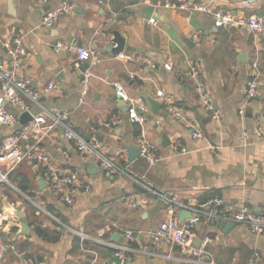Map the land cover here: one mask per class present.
Listing matches in <instances>:
<instances>
[{
  "label": "crops",
  "instance_id": "1",
  "mask_svg": "<svg viewBox=\"0 0 264 264\" xmlns=\"http://www.w3.org/2000/svg\"><path fill=\"white\" fill-rule=\"evenodd\" d=\"M42 1L13 0L10 8L7 0H0V64L10 69L13 61L4 44L20 47L16 77L27 80L36 92L49 83L56 85L51 94L41 96L38 105L24 99L33 121H40L37 129L31 128L32 122L21 126L22 112L1 103L16 123L0 126V140L29 127L19 152L28 145L31 155L46 159L38 168L33 167V159L12 169L0 164V174L6 179L0 183L1 238L15 247L6 252L3 264H90L94 254L97 263L107 264L106 254L112 256L108 245L122 244L125 230L136 238L129 244L136 252L126 262L179 264L173 259L176 248L166 243L160 244L156 256L140 251L142 247L152 250L147 232L168 219L164 202L137 192L126 176L103 172L92 154L80 155L61 128H46L49 121L41 115L43 110L67 114L77 135L84 141L98 138L105 155L121 161L132 180L154 192L189 206L219 198L229 215L243 206L264 213V138L256 135L255 128L260 120L264 130V33L221 26L213 16L221 11L235 18L260 14L264 18V0H69L72 12L52 29L43 28L41 18L45 8H55L60 0ZM150 6L156 26L147 24L149 19L142 13ZM193 6L206 11H194ZM114 34L124 40L123 51L117 55L110 51L115 48ZM56 42L88 47L98 57L90 69L86 95L81 91V73L72 66L74 56L55 53ZM167 62L171 70L165 69ZM189 62L199 66L218 115L216 121L195 96ZM252 64H256L258 86L253 101L246 103ZM116 85L135 108L144 105L145 118L151 110L142 97L161 105L152 120L167 135L168 147L158 144L161 137L149 123L139 126L129 110L119 108V102L131 106L115 96ZM158 91L200 130L201 138L193 139L191 130L165 111ZM141 133L158 146L160 161L154 167L140 156L129 162L128 150L137 148ZM48 172L76 174L73 205H65L50 191L43 176ZM84 186L89 192H84ZM133 203L138 206L132 207ZM179 214L178 223L184 224L186 219L180 220ZM22 219L28 234L21 230ZM219 224L195 228V240L218 264H264V231L255 236L236 225L224 234ZM206 239L210 240L207 244ZM255 254L259 258L253 263Z\"/></svg>",
  "mask_w": 264,
  "mask_h": 264
},
{
  "label": "built area",
  "instance_id": "2",
  "mask_svg": "<svg viewBox=\"0 0 264 264\" xmlns=\"http://www.w3.org/2000/svg\"><path fill=\"white\" fill-rule=\"evenodd\" d=\"M48 0H43L42 2H47ZM192 10L206 11L205 7L193 6ZM73 10V6L69 0H60L59 4L44 13L41 18L40 25L46 29H52L57 24L58 20L66 14H70ZM210 12V10H208ZM215 22L221 26H241L245 27L248 31L252 33H264V18L251 16L247 19L235 18L230 14L222 13L221 11H216L213 13ZM147 24L156 26L158 21L155 18H151L147 21ZM5 48L8 50L12 62L10 64V69H7L4 64H0V126L11 127L16 123V118L10 115L1 103H6L14 106L20 112H28L29 107L25 104L24 99L28 100L30 103L37 104L41 96H46L51 94L56 89L54 83H49L40 92L32 90L29 82L27 80L18 79L15 75L14 69L18 67V58L22 53L20 47L11 48L8 44H4ZM53 51L55 53H69L74 56L73 69L79 70L84 64H88V68L81 74L80 86L82 95H86L90 90V80L91 73L90 69L97 65L98 57L95 52L85 46L64 44L61 42H56L53 46ZM12 67V68H11ZM166 70H171V64L167 62L164 64ZM252 75L247 81V87L245 91V102L249 103L253 101L256 89H257V75H256V64H252ZM189 77L194 85L195 96L203 108V110L211 115V119L218 120L217 112L214 110L211 103L209 94L206 90L205 83L201 77L199 66L195 62H189ZM114 94L116 97L120 98L121 101L130 103L128 106L130 115L132 119L139 125L145 121L146 109L144 105L140 104L138 107L142 115H137L135 112V106L131 103V100L127 97L123 88L120 85L114 87ZM158 98L163 99L165 104V111L170 114L175 120L184 124L188 129L191 130V136L193 139H199L202 137L200 130L193 124L187 122L186 118L182 115L180 110L169 105L168 100L164 97L162 91L156 93ZM241 114L243 110L240 111ZM41 115L45 117L49 123L47 125L48 130H52L55 127H59L64 132V137L71 141L80 154L90 153L92 154L98 163V167L110 176L116 177H128L132 180L126 173V167L121 161L107 156L103 153V144L98 138H91L88 141H84L79 135H77L68 124V116L62 112H54L43 110ZM39 119H35L31 123V128L37 129L39 126ZM29 127H24L22 131H17L10 136H7L0 140V164L9 165L12 169L18 163L25 159H33L34 168H38L46 159L36 157L30 154V149L28 145L23 147L24 152H19L21 147V142L25 139ZM256 135L260 138H264V130L260 123V120L255 122ZM92 133L95 130L92 129ZM136 146L139 150L140 157L145 160L149 167H154L160 161L158 154V146L146 139L143 133H141L136 139ZM180 152L184 154L186 150L181 148ZM46 182L48 183L50 191L58 198L59 201L65 205L71 206L74 204V193L77 188L74 185L75 176H65L56 172L44 173ZM136 183L135 180H132ZM6 182L5 175L0 174V183ZM84 192H89V187L84 186ZM150 193L164 202V211L166 212L168 219L165 223L156 229L155 231L147 232V236L151 242L152 250L149 251L148 248L142 247L141 252L149 255H158L157 250L161 243H166L173 246L177 250V255L173 258L179 264H218L205 249L200 246L197 247L194 243L196 234L195 228L198 225L203 226H214L215 224L221 222H230L235 225L245 226L252 235H259L264 231V213H254L247 206L241 207L233 215L227 214L222 208V201L219 198H213L209 200L203 206H189L176 201L175 197H169L162 193H157L150 190ZM132 207H137L138 204H131ZM181 211H188L191 214L189 219H186L184 224L178 223V214ZM3 213L0 212V228L2 226ZM121 235V234H120ZM122 237L124 242L122 244H110L108 245L112 249V256L115 258H120L122 263L129 261L130 256L136 252L134 248L131 247L130 242L134 241V233L130 230H125L122 232ZM21 239L24 238L23 235L20 236ZM210 240L206 239L205 244L209 243ZM15 250L14 246H8L3 243L0 232V264H3L4 257L7 251ZM170 258V256H167ZM259 256L254 255L253 263L258 260ZM98 255L94 254V259L90 264L97 263Z\"/></svg>",
  "mask_w": 264,
  "mask_h": 264
},
{
  "label": "water",
  "instance_id": "3",
  "mask_svg": "<svg viewBox=\"0 0 264 264\" xmlns=\"http://www.w3.org/2000/svg\"><path fill=\"white\" fill-rule=\"evenodd\" d=\"M7 1L9 4V7L12 8L13 7V0H7ZM44 10L48 11V8H45ZM142 13L144 14V16L147 19H150L153 15V7L150 6V7L144 8L142 10ZM258 16L261 17V14ZM112 42L115 44V48L110 49V51L115 55L121 53L123 51V48H124V40L121 39L118 34H114V39ZM87 68H88V64H84L83 67L80 68L78 71L82 74L85 71V69H87ZM142 99L145 103V106H147L151 110V115L146 116L145 122L149 123L153 127V129L160 135L161 140L158 144L161 147H168L170 145V142L167 138V135L152 120V115H155L158 112L161 105L159 103L155 102L154 100L147 98V97H142ZM118 106L124 112H128V110H129L127 105L123 102H119ZM135 112L137 113V115H142L138 108H135ZM32 121H33V116L28 112H23L19 116V123L21 126H25V125L31 123ZM85 141H87V139ZM128 152H129V162H133L134 160H136L140 156L139 150L137 148H130L128 150ZM41 182H43V181H41ZM41 182H39L40 185H42ZM131 183H133L135 185L134 187L137 190V192L147 194L148 197H151V193L146 186H144L143 184L138 183V182L135 183L132 180H131ZM190 217H191V214L188 211H182L179 214L180 220L189 219ZM21 223H22L21 230L25 234H28L29 231H28V228L25 226V221L23 219L21 220ZM235 226L236 225L234 223L221 222L218 226V229L221 232H223L224 234H227L228 232L233 230L235 228ZM194 243L197 247L201 246V241L199 239H196L194 241ZM106 257L108 258L107 264H130V262L122 263V260L120 258H115V257L111 256L110 253H107Z\"/></svg>",
  "mask_w": 264,
  "mask_h": 264
},
{
  "label": "trees",
  "instance_id": "4",
  "mask_svg": "<svg viewBox=\"0 0 264 264\" xmlns=\"http://www.w3.org/2000/svg\"><path fill=\"white\" fill-rule=\"evenodd\" d=\"M209 199H210V197H209Z\"/></svg>",
  "mask_w": 264,
  "mask_h": 264
}]
</instances>
